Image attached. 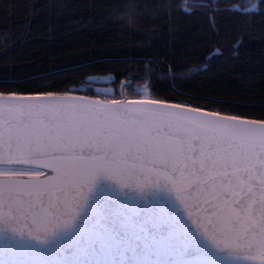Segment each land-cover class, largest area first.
<instances>
[{
  "label": "trees",
  "instance_id": "trees-1",
  "mask_svg": "<svg viewBox=\"0 0 264 264\" xmlns=\"http://www.w3.org/2000/svg\"><path fill=\"white\" fill-rule=\"evenodd\" d=\"M48 93L264 120V0H0V95Z\"/></svg>",
  "mask_w": 264,
  "mask_h": 264
},
{
  "label": "snow or ice",
  "instance_id": "snow-or-ice-1",
  "mask_svg": "<svg viewBox=\"0 0 264 264\" xmlns=\"http://www.w3.org/2000/svg\"><path fill=\"white\" fill-rule=\"evenodd\" d=\"M255 8L253 3L244 11ZM230 119L233 122L213 126L199 122L187 127L178 123L180 116L176 113L127 105L110 107L108 104L80 103L61 109L10 107L6 112L0 111V146L8 151L6 157H0V164L23 165L37 157H51L50 163L76 162L66 175L54 178V183L9 184L5 191L10 201L17 198L21 201L15 211L24 219L31 217L35 228L29 234L35 232L39 239L41 231L47 236L49 225L57 229L71 224L76 216L74 212L70 213L73 201L77 196L86 199L81 189L90 191L100 172L113 176L122 165L140 163L149 166L171 185L179 202L187 208L185 192L195 188L204 195L208 188L206 181L214 178L210 169L219 167L224 169L222 174L217 173L224 178L221 187L224 184L231 187L233 176L236 177L233 190L223 193L224 210L220 216L225 223L231 224L237 235L221 237L208 230L204 235L218 246L236 249L240 246L236 241L241 240L238 226L243 222L246 233L257 234L256 243L260 254L264 255V120ZM78 145L81 149L88 146L94 150L76 157ZM219 153L223 155L219 156ZM228 168L233 171L229 172ZM240 172L245 175L240 177L237 175ZM254 181L259 184V195L254 191ZM202 183L205 184L203 189ZM213 197L217 198L215 193ZM204 202L208 201L205 199ZM61 207L70 213L63 221L53 215ZM213 207L215 210L221 205Z\"/></svg>",
  "mask_w": 264,
  "mask_h": 264
},
{
  "label": "water",
  "instance_id": "water-1",
  "mask_svg": "<svg viewBox=\"0 0 264 264\" xmlns=\"http://www.w3.org/2000/svg\"><path fill=\"white\" fill-rule=\"evenodd\" d=\"M80 103L169 111L178 114V123L187 127L199 122H206L209 126L233 122L230 116L166 103L136 101L112 104L67 95H0V111L5 112L10 107L61 109ZM93 150L88 146L81 149L78 145L74 156L86 155ZM7 155V149L0 146V157ZM50 159L37 157L23 165H12L31 166L51 173L45 178L0 179V192L3 193L0 195V264H264V255L260 254L256 243L258 236L246 233L243 222L238 226L241 240L236 241L240 245L236 249L218 246L204 235L205 230L221 237L237 235L231 224L225 223L220 216L224 210L223 193L233 190L236 177L233 176L231 187L227 184L221 187L224 178L217 173L222 174L224 169L219 167L210 169L214 178L206 181L208 188L204 195L195 188L185 192L187 208L179 202L171 185L149 166L140 163L122 165L113 176L100 172L90 191L81 189L86 199L81 200L77 196L73 201L70 213L74 212L76 216L71 224L57 229L49 225L47 236L41 231L38 239L35 232L29 234L35 228L31 217L24 219L15 211L21 206V201L18 198L10 201L5 189L9 184L49 185L58 175H66L76 162L62 160L50 163ZM228 171L233 170L228 168ZM237 175L243 177L245 174L240 172ZM253 186L259 195L258 182L254 181ZM204 187L202 183L201 189ZM217 204L221 207L214 210L213 206ZM70 213L61 207L53 215H58L63 221Z\"/></svg>",
  "mask_w": 264,
  "mask_h": 264
},
{
  "label": "rangeland",
  "instance_id": "rangeland-1",
  "mask_svg": "<svg viewBox=\"0 0 264 264\" xmlns=\"http://www.w3.org/2000/svg\"><path fill=\"white\" fill-rule=\"evenodd\" d=\"M93 83H99V84H108L111 80L107 77H100V78H92L91 79ZM96 91L100 93L101 98H103V94L113 95L114 91L113 89L108 87H95ZM142 92L144 94L146 93V89H142ZM103 100V99H102ZM149 96L145 95L143 98H141V101L143 102H150ZM104 101V100H103ZM113 100H110L108 103H112ZM126 103V102H125ZM131 103V102H128ZM10 171H22L23 175H6V174H0V179L3 178H23V179H38V178H45L49 176V172H46L44 170L31 167V166H0V173H8Z\"/></svg>",
  "mask_w": 264,
  "mask_h": 264
},
{
  "label": "flooded vegetation",
  "instance_id": "flooded-vegetation-1",
  "mask_svg": "<svg viewBox=\"0 0 264 264\" xmlns=\"http://www.w3.org/2000/svg\"><path fill=\"white\" fill-rule=\"evenodd\" d=\"M49 175H51V173Z\"/></svg>",
  "mask_w": 264,
  "mask_h": 264
}]
</instances>
